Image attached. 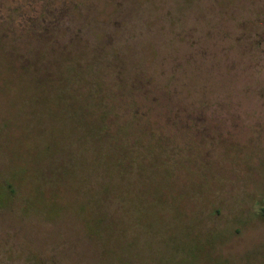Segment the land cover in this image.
<instances>
[{
    "label": "rangeland",
    "instance_id": "1",
    "mask_svg": "<svg viewBox=\"0 0 264 264\" xmlns=\"http://www.w3.org/2000/svg\"><path fill=\"white\" fill-rule=\"evenodd\" d=\"M0 264H264V0H0Z\"/></svg>",
    "mask_w": 264,
    "mask_h": 264
},
{
    "label": "trees",
    "instance_id": "2",
    "mask_svg": "<svg viewBox=\"0 0 264 264\" xmlns=\"http://www.w3.org/2000/svg\"><path fill=\"white\" fill-rule=\"evenodd\" d=\"M70 76L73 80L71 82V89L75 91L77 96L73 100L74 102L77 100L83 101L82 106L85 108V112L80 117L74 118L79 119L81 126L88 132L87 136H94L95 132H99L103 137L112 139L114 148L117 149L121 161L125 162L129 147L137 142V137L131 136L129 132L125 131L126 122L122 121L121 115H115L113 105H109L106 101L104 83L99 79L94 84L88 82L85 78V70L80 66L72 67L70 69ZM85 100L90 102L89 105L85 104ZM127 108L128 116L125 113L126 117H129L128 119L131 124L136 123L143 113H140L134 104H128ZM95 109L99 111L98 116H96L98 117L97 121H93V116H90ZM69 116L72 117L71 114ZM46 148L49 150V146H46ZM21 172L24 173L26 170H22ZM11 186V184H7L6 188L7 192L9 191L8 193L13 197L15 190L11 189ZM34 189L38 192L39 199H41L39 187H35Z\"/></svg>",
    "mask_w": 264,
    "mask_h": 264
}]
</instances>
